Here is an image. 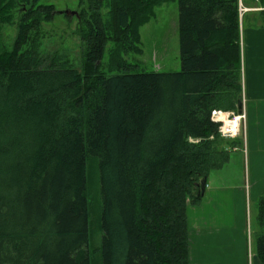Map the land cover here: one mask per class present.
<instances>
[{"label": "trees", "instance_id": "1", "mask_svg": "<svg viewBox=\"0 0 264 264\" xmlns=\"http://www.w3.org/2000/svg\"><path fill=\"white\" fill-rule=\"evenodd\" d=\"M38 1L0 0V264H89V163L101 264H189L186 208L241 145L210 119L241 101L238 0H177L180 70L164 73H135L120 53L136 51L140 28L171 0H86L81 71L38 51L58 14ZM255 1L242 0L264 8ZM3 25L16 27L11 49ZM255 220L264 264V190Z\"/></svg>", "mask_w": 264, "mask_h": 264}, {"label": "crops", "instance_id": "2", "mask_svg": "<svg viewBox=\"0 0 264 264\" xmlns=\"http://www.w3.org/2000/svg\"><path fill=\"white\" fill-rule=\"evenodd\" d=\"M259 13L246 12L239 30L244 146L229 148L227 163L208 175L201 201L186 208L189 264H260L250 237L264 190V15L255 16Z\"/></svg>", "mask_w": 264, "mask_h": 264}, {"label": "rangeland", "instance_id": "3", "mask_svg": "<svg viewBox=\"0 0 264 264\" xmlns=\"http://www.w3.org/2000/svg\"><path fill=\"white\" fill-rule=\"evenodd\" d=\"M81 1V4L80 0L38 1V4H51L54 6L56 12H60L50 22L42 24L39 30L40 45L38 51L43 55L58 52L66 57L79 71L82 69V55L85 50V43L81 39V32L79 31L83 26L79 23V19L76 16L66 15L64 12H76L78 14L82 9L88 11L89 3L86 0ZM109 10L107 1L100 5V15L103 21L109 19ZM154 11V17L140 28V42L135 46L136 51L132 49L123 52L120 51L121 57L123 61L133 66L132 69L135 73L177 72L180 70L177 0L166 2L156 7ZM246 20L247 15L244 17L243 22L245 23ZM2 33L6 48L11 49L16 35V27L14 25H3ZM113 45L112 42H109L105 49L104 58L100 67V72L104 74L110 73L107 70L106 58L107 53ZM96 177V164L93 166L89 163L87 171L89 264H101V230L98 220L100 205ZM254 218H252L250 230L253 253L255 234L260 230Z\"/></svg>", "mask_w": 264, "mask_h": 264}, {"label": "built area", "instance_id": "4", "mask_svg": "<svg viewBox=\"0 0 264 264\" xmlns=\"http://www.w3.org/2000/svg\"><path fill=\"white\" fill-rule=\"evenodd\" d=\"M255 2H257V0ZM237 9L240 22L242 16L250 10L264 11V8L260 7H246L243 4L242 0L237 1ZM210 119L213 123L217 124V132L221 138L226 140H234L240 138L242 142L241 148L242 146H244L246 117L243 110L241 111V113L233 111L213 110L211 112ZM237 149V147L231 148L232 151H236Z\"/></svg>", "mask_w": 264, "mask_h": 264}, {"label": "water", "instance_id": "5", "mask_svg": "<svg viewBox=\"0 0 264 264\" xmlns=\"http://www.w3.org/2000/svg\"><path fill=\"white\" fill-rule=\"evenodd\" d=\"M58 14H60V12H57ZM64 14H66V15H73V16H77V13L76 12H64ZM241 111H242V104H241V101H238L237 102V112L238 113H241ZM200 185H201V191H202V193H204V189H205V186H206V179H203L202 181H201V183H200Z\"/></svg>", "mask_w": 264, "mask_h": 264}]
</instances>
